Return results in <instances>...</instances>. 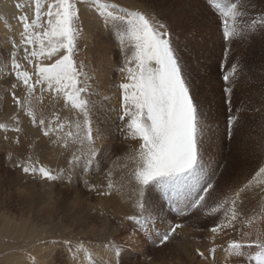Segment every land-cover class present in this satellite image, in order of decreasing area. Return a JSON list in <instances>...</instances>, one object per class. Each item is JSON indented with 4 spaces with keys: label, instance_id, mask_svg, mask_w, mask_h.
Segmentation results:
<instances>
[{
    "label": "rangeland",
    "instance_id": "obj_1",
    "mask_svg": "<svg viewBox=\"0 0 264 264\" xmlns=\"http://www.w3.org/2000/svg\"><path fill=\"white\" fill-rule=\"evenodd\" d=\"M5 1L9 2L8 8H3L4 11L0 8V50L4 52L10 47L7 39L19 37L15 24H20L16 15L22 13L15 5L20 4L30 19L35 5V0ZM102 2L116 3L130 11L155 16L173 34L186 65L203 125L200 138L203 171L195 187L183 190L178 196L170 198L171 194L166 196L157 187L146 192L148 212L156 221L155 228L147 233L135 231L134 221L128 219L137 213L136 194L128 211L115 213L109 207L114 189L110 195L100 193L109 192V179L116 187L125 182L134 167H129L128 161L132 162L130 156L139 145L137 141L124 138L120 131L121 122L117 119L121 105V91L117 86L124 82V73L119 69L124 67L125 51L115 32L104 25L95 11L79 4L82 30L77 39L75 59L87 73L85 79L91 88L88 95L99 94L98 83H108L101 86L105 88L99 99L102 103H98V108L95 106L100 112L95 115L93 111L92 116L94 133L98 130L96 147L99 155L87 170L81 167L70 170L68 161L75 148L64 149L54 143L55 135L43 136L42 130L33 126L14 105L10 89L0 86V123L9 127L7 132L0 130V264H75L64 241L73 245L83 243L94 256L92 264H244L243 260L226 258L224 249L231 240H240L241 233L248 234L245 239H255L257 235L264 237V191L254 186L252 189L259 193L255 199L257 202L253 203V209L243 204L242 215L236 222L241 228L235 231L226 229L216 235L214 241L209 229L222 215L206 216L202 209L188 212L185 203L197 193L203 195L202 189L211 183L213 188L206 196L205 205L213 206L264 166V27L258 26L255 32L226 43L221 38L218 17L207 0ZM242 3L249 12L248 23L264 13V0H242ZM19 40L20 37L17 42ZM20 62L27 70H32L22 58ZM8 64L10 67V61ZM234 64L237 73L228 85L232 87V111L229 113V97L224 92L222 77ZM21 93L17 96L23 99L24 93ZM7 105L15 109L13 114L7 115ZM41 111L49 119L53 113L59 114L62 121L71 118L62 102L53 100L47 93ZM230 114L237 117L231 125L228 123ZM13 116L19 118V133L11 130L16 126ZM26 120L29 127L24 130L22 122ZM49 141L50 144L45 146L44 142ZM44 149L52 162H59L57 170L52 166L54 163L44 161H48L41 155ZM119 159L126 164L124 168L118 167ZM30 163L37 168L44 166L60 178L43 180L37 173L25 174L18 166ZM122 169H125L124 181L117 176ZM252 189L247 192L251 193ZM246 193L243 194L244 202ZM181 210L188 214L178 215ZM172 224L183 227L177 229L167 242L161 243L158 233L168 231ZM133 232L135 234L131 235ZM110 242L119 246L118 256L107 247ZM212 247L217 249L214 259L209 255ZM197 249L204 253L203 257ZM255 251L248 250V255H255ZM79 260L81 264H87L83 253H80ZM249 264H255V261Z\"/></svg>",
    "mask_w": 264,
    "mask_h": 264
},
{
    "label": "snow or ice",
    "instance_id": "obj_2",
    "mask_svg": "<svg viewBox=\"0 0 264 264\" xmlns=\"http://www.w3.org/2000/svg\"><path fill=\"white\" fill-rule=\"evenodd\" d=\"M207 3L218 17L221 38L226 43L242 38L248 32H255L258 26L264 27V13L247 22L249 12L242 0H207ZM79 4L95 11L104 25L115 32L125 51L124 67L119 69L124 73V82L117 86L121 91L117 119L121 122L120 131L124 138L137 141L139 145L130 156L134 165L131 180L135 184L133 192L137 196V213L128 219L134 221L135 231L147 233L155 228L156 221L148 212L146 192L157 187L166 196L171 194L170 198L178 196L183 190L194 188L203 171L200 154L203 125L198 104L191 90L186 65L166 24L155 16L102 0H48L46 3L35 0L31 19L17 3L15 7L22 13L16 17L22 26L20 40L17 42L14 37H9L7 43L10 48L6 52L0 50V86L10 89L14 105L30 119L33 126L42 130L43 136L55 135L54 143H59L64 149L75 148L68 161L70 170L77 167L87 170L97 160L96 141L99 137L96 134L98 130L94 133L92 118L95 104L88 95L91 88L88 79H85L87 73L82 70L84 66L78 65L75 59L77 39L82 30ZM21 58L31 66V71L21 64ZM236 73L237 65L234 64L222 77L224 92L229 97V113L232 111V87L228 85ZM17 89L23 91V99L17 96ZM45 93L62 102V107L71 113V118L62 121L57 113H53L51 119L47 118L41 111ZM12 119L16 126L11 130L19 133V118L13 116ZM236 119L230 114L228 123L231 125ZM0 130L7 132L9 127L0 123ZM16 142H19L18 139ZM18 166L25 174L38 172L42 179L53 181L60 178L44 166L37 168L31 163ZM111 174L109 171V177ZM254 186L264 191V166L259 167L251 179L231 195L223 196L213 206L205 205L206 196L213 188L209 183L202 189L203 195L197 193L186 201L185 208L188 212L202 209L206 216L222 215L219 222L209 229L214 241L216 235L226 229L236 230V222L243 212V194ZM115 187L109 179V192L100 194L110 195ZM188 212L181 210L177 214L187 215ZM181 227V224H172L168 231L158 233L161 243L167 242ZM247 236V233H241L240 240L228 243L224 249L226 258L240 259L244 264L250 261L264 264V237L257 235L255 239H245ZM63 243L75 264H81L80 253H83L87 264H92L94 256L83 243ZM107 247L114 255H119L118 245L110 242ZM251 249L256 250L255 255H248ZM216 251V247L209 249L213 259ZM197 252L204 256L199 249Z\"/></svg>",
    "mask_w": 264,
    "mask_h": 264
},
{
    "label": "bare ground",
    "instance_id": "obj_3",
    "mask_svg": "<svg viewBox=\"0 0 264 264\" xmlns=\"http://www.w3.org/2000/svg\"><path fill=\"white\" fill-rule=\"evenodd\" d=\"M31 1H33V0H31ZM9 2H7V1H5V0H0V8H1V10H3V8H8V6H9V4H8ZM11 3V2H10ZM12 4V3H11ZM12 6H13V4H12ZM29 8H30V6H29ZM11 9V8H10ZM13 9H15V8H13ZM13 9H11V10H13ZM5 10V9H4ZM3 10V11H4ZM5 13V12H4ZM6 14V13H5ZM17 14V13H16ZM13 16H14V14H13ZM16 16H18V15H16ZM16 21V20H15ZM0 27H2V23H1V20H0ZM15 27H16V30H18V33H19V31H21L20 30V28L22 27V26H20V25H17V23L15 24ZM4 30V29H3ZM12 30H13V28H12ZM11 30V31H12ZM13 32H15L14 30H13ZM4 33V32H3ZM18 33H17V35H18ZM15 34H16V32H15ZM15 34H13L14 36H15ZM16 38V40H18L19 39V37L18 36H16L15 37ZM7 48V47H6ZM10 48V47H9ZM8 48V49H9ZM46 62H48V61H46ZM106 78V77H105ZM107 80V79H106ZM96 84V83H95ZM99 85H100V88H101V90H100V92H99V94H96V95H91L90 97H91V100H92V102L95 104V106L97 107L98 106V103L100 102V98H101V96H102V90H104L105 91V88H103V87H101V86H103L104 84H108V83H106V82H104V83H98ZM99 90V89H98ZM21 91L22 90H20V89H18V91H17V95H19V94H22L21 93ZM113 92V89H111V92L110 93H112ZM98 93V92H97ZM118 93V92H117ZM99 100V101H98ZM48 101V100H47ZM9 102V101H8ZM116 102V101H115ZM100 103H102V102H100ZM99 103V104H100ZM12 106V105H11ZM45 106V105H44ZM104 106H105V102H104ZM7 108H6V110H7V115L8 114H13V112L12 111H15V109H12L11 107H9L8 105L6 106ZM12 107H14V106H12ZM95 107V110H94V112H95V115H97L100 111H98V107L96 108ZM101 107V106H100ZM99 107V108H100ZM105 107H107V105L105 106ZM97 109V110H96ZM107 110V109H106ZM114 110V109H113ZM117 111V110H116ZM119 111V110H118ZM117 111V112H118ZM113 112V111H112ZM114 116V115H113ZM100 117V116H99ZM100 119V118H99ZM3 120V119H2ZM101 120V119H100ZM100 122V121H99ZM22 124H23V129L24 130H26V129H28V127H29V121L27 122V120L25 121V122H22ZM40 144H42V143H40ZM44 144H45V146H48V144H50V141L49 142H44ZM46 151H47V149H44V150H42V152H41V155L42 156H45V158H48V161H47V159H44V161H46V162H50V163H54L52 166L54 167V169L55 170H57V168H58V166H60V164H59V162H52V160H51V158H49V156L47 155V153H46ZM123 158H125V157H123ZM118 167H121V168H124L125 166H126V164L124 163V161H121V159H119L118 161ZM128 164H129V167H132V166H134L133 165V163L132 162H130V161H128ZM120 171H122V172H118V174H117V176L118 175H120V177H121V181H122V179H123V181H124V174H125V169H122V170H120ZM37 175H39V173L37 172ZM40 176V175H39ZM126 179H125V182H121L120 183V185L118 186V187H116V189H114L113 191H112V193H113V200H112V202L110 203V205H109V207H112V209L114 210V212L115 213H123L124 211H128L129 209V207L131 206V202L132 201H134V198H135V193L133 192V189H134V187H135V184H134V182L131 180V172L127 175V177H125ZM44 180V179H43ZM98 180V179H97ZM238 188V187H237ZM257 189V188H256ZM259 191V190H258ZM251 193H246L245 194V200H246V202H244V205H246L245 207L247 208L248 207V209H249V206L252 208L253 207V203L255 202V199L258 197L257 196V193L258 192H256L255 190H253L252 189V191H250ZM259 194V193H258ZM261 194V193H260ZM134 197V198H133ZM137 198V197H136ZM256 202H257V200H256ZM255 202V203H256ZM108 203V202H107ZM134 206V205H133ZM244 207V208H245ZM96 208V207H95ZM131 209V208H130ZM253 209V208H252ZM99 211V210H98ZM236 230H238V229H240L239 228V224H236ZM225 234V233H224ZM219 236V235H218ZM222 236H224V235H222ZM209 238V237H208ZM208 246V245H207ZM100 252V251H99ZM101 256V255H100ZM99 256V257H100ZM222 256V255H221ZM98 257V258H99ZM102 257H104V256H102ZM98 261H100V260H98ZM102 262V261H101Z\"/></svg>",
    "mask_w": 264,
    "mask_h": 264
}]
</instances>
